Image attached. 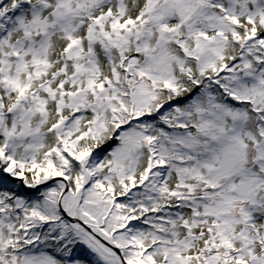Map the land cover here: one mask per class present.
Listing matches in <instances>:
<instances>
[{
    "label": "snow or ice",
    "instance_id": "6c2138e0",
    "mask_svg": "<svg viewBox=\"0 0 264 264\" xmlns=\"http://www.w3.org/2000/svg\"><path fill=\"white\" fill-rule=\"evenodd\" d=\"M0 264H264V0H0Z\"/></svg>",
    "mask_w": 264,
    "mask_h": 264
}]
</instances>
